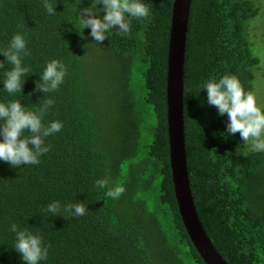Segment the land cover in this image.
Masks as SVG:
<instances>
[{"label":"trees","instance_id":"trees-1","mask_svg":"<svg viewBox=\"0 0 264 264\" xmlns=\"http://www.w3.org/2000/svg\"><path fill=\"white\" fill-rule=\"evenodd\" d=\"M49 2L54 15L43 0H0V49L23 34L30 52L24 96H9L0 85V101L21 99L34 110L52 99L44 123L63 124L46 138L50 151L39 164L0 162V264H22L12 250L10 223L43 237L49 252L41 264H205L179 215L169 162L173 0H145L148 18L133 19L127 36L110 32L99 45L89 29L85 39L79 36L78 0ZM88 6L83 0L78 8ZM259 12L253 0H191L189 12L183 93L188 180L201 226L226 264H264V152L250 151L239 133L224 136L227 116H217L201 88L209 78L230 74L253 93L261 69L248 28ZM52 59L67 68L63 84L28 98ZM105 178L111 187H124L118 199L96 187ZM55 201L62 208L82 202L88 211L53 215L46 208Z\"/></svg>","mask_w":264,"mask_h":264},{"label":"clouds","instance_id":"clouds-1","mask_svg":"<svg viewBox=\"0 0 264 264\" xmlns=\"http://www.w3.org/2000/svg\"><path fill=\"white\" fill-rule=\"evenodd\" d=\"M83 0H78L75 20L80 26L81 39L83 30L89 29L88 35L97 45L108 38V33L116 32L127 36L131 30L133 19L148 18L150 10L145 0H90V6L78 8ZM100 5L101 7H97ZM43 7L49 15L57 13L56 5L43 0ZM102 13V15H101ZM115 29V31H112ZM27 39L23 34L14 35L6 48L0 49V81L3 91L9 96L22 95V88L29 77L30 66L24 63L29 56ZM11 65L6 68L5 65ZM67 74L65 64L57 59L46 62L39 79L33 81V92L41 95L55 92L63 84ZM206 93L208 106L214 107L218 117L227 116L224 136L239 133L240 140L252 152H264V106L258 103L257 97L246 92L240 81L233 75L226 74L217 78H209L201 91ZM21 99L0 101V162L11 168L37 165L40 157L50 151L46 138L59 133L63 124L59 120L47 125L44 118L54 101L47 99L37 109H30L21 103ZM25 133H28L25 135ZM96 187L106 190V196L118 199L125 191L121 185L110 186L107 178L97 180ZM46 211L55 215L63 211L72 216H83L87 210L84 203L64 205L58 201L50 203ZM9 231L15 236L14 250L19 254L22 264H41L48 259L49 246L43 237L27 229H21L16 223H10Z\"/></svg>","mask_w":264,"mask_h":264},{"label":"water","instance_id":"water-1","mask_svg":"<svg viewBox=\"0 0 264 264\" xmlns=\"http://www.w3.org/2000/svg\"><path fill=\"white\" fill-rule=\"evenodd\" d=\"M191 0H173L167 55V131L175 200L183 226L205 264H226L207 238L195 210L185 155L184 64Z\"/></svg>","mask_w":264,"mask_h":264},{"label":"rangeland","instance_id":"rangeland-1","mask_svg":"<svg viewBox=\"0 0 264 264\" xmlns=\"http://www.w3.org/2000/svg\"><path fill=\"white\" fill-rule=\"evenodd\" d=\"M253 1L260 8V12L249 23L248 36L254 55L260 59V65L256 70L261 69L253 82V94L257 97L258 103L264 106V0ZM99 53L96 52V58L100 56Z\"/></svg>","mask_w":264,"mask_h":264}]
</instances>
